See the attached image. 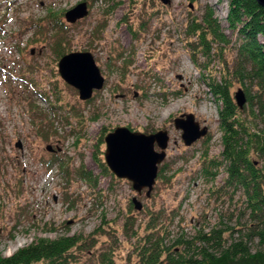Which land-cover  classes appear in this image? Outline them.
Instances as JSON below:
<instances>
[{
  "label": "rangeland",
  "instance_id": "rangeland-1",
  "mask_svg": "<svg viewBox=\"0 0 264 264\" xmlns=\"http://www.w3.org/2000/svg\"><path fill=\"white\" fill-rule=\"evenodd\" d=\"M82 1L87 3L88 15L67 23L64 13ZM206 6L231 38L222 53L213 50L209 57L190 49L188 41L195 38L187 34L190 19L199 20ZM49 11L62 14L68 52H90L104 77L103 87L88 101H81L77 89L58 74L53 33L45 20ZM226 13V0H170L169 5L159 0L0 2L2 255L38 237L81 234L86 238L85 250L78 253L81 264H102L95 259L102 253L113 264H138L137 246L149 233L163 234V243L171 246L177 237L191 239L217 225L232 229L225 237L245 232V201L239 190L221 187L224 166L209 167L217 171L214 178L203 170L210 160L221 159L220 102L210 93L207 81L219 78L226 67L232 73L234 66L236 36L227 28ZM35 22L44 25L45 31L38 33ZM117 51H122L119 60H115ZM229 77L232 97L238 88H247L253 98V115L246 101L242 116L256 129H264V87L248 79L242 85L233 75ZM34 89L52 103L56 90L57 104L65 109L74 105L81 122L65 109H55L53 114ZM29 104L40 107L41 113L36 114ZM188 113L200 127H207V134L185 146L182 131L173 121ZM117 126L144 133L168 132L166 156L148 197L146 189L138 195L130 181L101 172L94 159L97 152L103 158L105 146H97L102 131L106 134ZM50 154L70 161L71 170L83 164L96 185L72 173L68 180L57 165L45 168L42 159ZM252 159L258 157L252 154ZM134 196L141 202L140 210L131 203Z\"/></svg>",
  "mask_w": 264,
  "mask_h": 264
},
{
  "label": "trees",
  "instance_id": "trees-1",
  "mask_svg": "<svg viewBox=\"0 0 264 264\" xmlns=\"http://www.w3.org/2000/svg\"><path fill=\"white\" fill-rule=\"evenodd\" d=\"M13 1L6 0L10 3ZM188 1L196 2L197 0ZM226 1L225 19L227 28L236 36L234 44L236 53L232 73L226 67L224 72L221 71L219 78L211 77L207 81L210 93L215 96L217 102H220L218 120L222 132V150L221 159L210 160L203 170L214 178L217 174L216 170L221 165L224 166L226 177L221 187L239 190L245 201V212L248 217L244 227L245 232L239 231L236 236H234L235 231L230 235L228 232L226 234L229 236L225 237V232H232V229L217 225L207 232L198 231L191 239L177 237L171 246L163 243V234L149 233L140 239L141 243L137 246L138 264H264V129H256L249 121L250 119L247 120L242 116V111L230 94L232 84L229 77L230 74L233 75L242 85L243 80L248 79L260 88L264 87V8L255 0ZM60 15L62 14L49 11L45 17L53 33L52 50L56 58L68 52L65 39L67 25L61 20ZM33 27L38 33L46 29L44 25L37 22L33 24ZM128 28L131 33L136 32L133 28ZM187 34L195 38L193 41H188L190 49L205 57H209L213 50L222 53L231 43V38L223 30L210 6L205 7L199 20L190 19ZM121 57L122 51H117L115 60ZM191 60L195 62L192 57ZM26 82L29 85L36 84L29 80ZM34 92L49 103L53 114L55 109L60 111L66 108L57 104L60 98L56 90L53 94L55 98L53 103L49 101L45 93L36 90ZM243 92L253 115V98L247 88H244ZM69 106L65 109L67 113L75 114V118L82 117L74 105ZM29 107L34 112L41 113L37 105L29 104ZM63 118L68 119L67 116ZM78 120L81 122L79 118ZM104 135L102 131L98 137L97 146L104 144ZM252 154L258 157L256 161L252 159ZM94 159L101 172L110 174L104 158L99 157L98 152L94 154ZM260 161L262 165H256ZM42 164L47 169L57 165L62 175L68 180L72 173L96 185V178L91 171L85 169L83 164L71 170L70 161L60 155L50 154L42 159ZM209 167H215L216 170L211 171ZM85 245L86 238L81 234H67L56 238L38 237L10 255L4 256L0 253V264H81L78 253L85 250ZM95 259L102 264H113L112 258L103 253L97 255Z\"/></svg>",
  "mask_w": 264,
  "mask_h": 264
},
{
  "label": "water",
  "instance_id": "water-1",
  "mask_svg": "<svg viewBox=\"0 0 264 264\" xmlns=\"http://www.w3.org/2000/svg\"><path fill=\"white\" fill-rule=\"evenodd\" d=\"M164 5H169L170 0H159ZM264 8V0H255ZM88 15V6L85 1L77 3L64 13L67 23H75ZM57 71L61 79L77 89L81 101L89 100L96 90L104 84V77L97 67L93 55L88 51H71L63 54L57 61ZM234 101L242 109L246 97L241 88L234 92ZM174 126L181 129V138L185 146L207 134L206 126H199L192 113L182 114L175 118ZM103 158L109 171L117 178L131 182L133 190L140 195L146 189L148 197L155 184L158 166L166 156L169 142L168 132L159 129L152 133L131 130L127 126H117L107 132L104 137ZM52 150L51 146L46 147ZM131 202L135 209L142 208L137 197H132Z\"/></svg>",
  "mask_w": 264,
  "mask_h": 264
},
{
  "label": "bare ground",
  "instance_id": "bare-ground-1",
  "mask_svg": "<svg viewBox=\"0 0 264 264\" xmlns=\"http://www.w3.org/2000/svg\"><path fill=\"white\" fill-rule=\"evenodd\" d=\"M182 103V102H181ZM180 104V103H179ZM175 106H176V104H175ZM171 107H173L174 108V106H171ZM205 112V111H204Z\"/></svg>",
  "mask_w": 264,
  "mask_h": 264
}]
</instances>
